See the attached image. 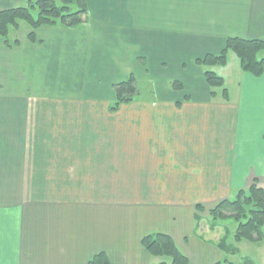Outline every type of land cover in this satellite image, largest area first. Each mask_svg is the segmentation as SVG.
I'll return each mask as SVG.
<instances>
[{"label": "crops", "instance_id": "0c3cea01", "mask_svg": "<svg viewBox=\"0 0 264 264\" xmlns=\"http://www.w3.org/2000/svg\"><path fill=\"white\" fill-rule=\"evenodd\" d=\"M85 2L84 26L0 41V264H155L150 233L189 264L221 262L223 230L195 206L264 185V73L239 66L231 95L209 68L225 99L196 60L230 38L264 43V0ZM129 76L156 99L112 110Z\"/></svg>", "mask_w": 264, "mask_h": 264}, {"label": "trees", "instance_id": "16d2710c", "mask_svg": "<svg viewBox=\"0 0 264 264\" xmlns=\"http://www.w3.org/2000/svg\"><path fill=\"white\" fill-rule=\"evenodd\" d=\"M75 6L76 11H73ZM88 22V11L85 0H31L22 5L0 11V41L9 49L18 45V41H10V30H19L24 23L29 28L28 39L35 41L34 31L40 27H62L67 29L84 26ZM264 50V43L254 40L237 38L227 39L224 48L217 55H207L196 60V64L204 67V80L211 89V95L216 89H222V96L227 99L224 80L211 67L224 66L228 52H233L239 61L241 70L255 77L264 73V58L259 54ZM175 90H181L179 83H172ZM115 100L112 110L121 105L134 102L138 96L137 82L133 76L114 86ZM111 110V111H112ZM195 221H202L201 215L205 209L201 205L195 206ZM232 218L236 222V231L233 235L235 242H264V185L257 181L246 189L239 190L232 200L225 199L218 202L207 211V223L213 231L225 219ZM229 233L219 240L218 248L227 251L226 239ZM141 247L153 258L160 261L155 264H189L188 258L176 247L170 236L164 233H150L140 240ZM87 264H110L107 255L103 252L93 255ZM214 264H231L224 260Z\"/></svg>", "mask_w": 264, "mask_h": 264}, {"label": "rangeland", "instance_id": "374dc122", "mask_svg": "<svg viewBox=\"0 0 264 264\" xmlns=\"http://www.w3.org/2000/svg\"><path fill=\"white\" fill-rule=\"evenodd\" d=\"M72 9L73 11H76L75 6H72ZM26 30H28L27 25H25L24 23H21L19 32L10 30L8 39L12 40L17 36H20ZM226 60L227 61H226L225 68H222L221 66H219L215 70H217V73H221L225 77V80H226L225 85L231 92V95H233L234 90L237 85L235 75H237V73L240 72L239 65H238L239 61L233 52H229L227 54ZM146 85H147V82H144L142 80L137 81L138 96L135 97L134 103L141 102V101H147L148 99H156V97L153 96V94H151V92L149 91ZM233 198H234V194L229 195V200H232ZM207 211L208 210H205V212L203 213V215L206 216V220L203 222L207 221ZM203 215H201V217ZM207 226H209V223L207 224ZM219 229L223 230L222 234L224 236H225L226 230L229 233L228 239H226L227 251L221 252V256H220L221 261L226 260L230 262L231 264H264V242H255V243L247 242V241L235 242L233 240V235L236 231L235 230L236 222L232 218L225 219L220 224H218V226L213 230V233L216 236H219V234H217ZM200 231L201 229L199 230V232Z\"/></svg>", "mask_w": 264, "mask_h": 264}]
</instances>
